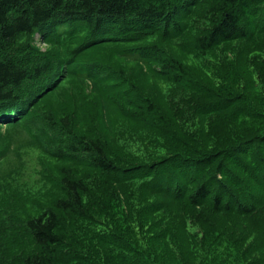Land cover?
Wrapping results in <instances>:
<instances>
[{"label": "trees", "instance_id": "1", "mask_svg": "<svg viewBox=\"0 0 264 264\" xmlns=\"http://www.w3.org/2000/svg\"><path fill=\"white\" fill-rule=\"evenodd\" d=\"M3 111L0 264H264V0H0Z\"/></svg>", "mask_w": 264, "mask_h": 264}, {"label": "rangeland", "instance_id": "2", "mask_svg": "<svg viewBox=\"0 0 264 264\" xmlns=\"http://www.w3.org/2000/svg\"><path fill=\"white\" fill-rule=\"evenodd\" d=\"M115 32H117V31H115ZM42 37L43 36H40V35H38L36 37V40L33 43V47H34V52L33 53L34 54H38L40 56H46L47 60H52V59H54L55 56H57V51H55L49 44L44 43V42H46L45 41L46 38L43 37L45 40H42ZM92 46H94V45H92ZM97 50L98 49L93 47V49L90 50L91 51L89 53V54H91L90 56H92L94 54H97V52H98ZM138 51L142 52V54H146L145 52H148L145 49H139ZM144 56L149 59L148 55H144ZM150 59H154V57H150ZM72 61H73V59H70V61H67V62H72ZM104 64H112V65H114L117 68V70H119V74H116V75H119L117 77L112 72L109 73L108 71H104V69L102 67L100 72L104 73V75L107 74L105 77L109 76L110 80L114 79L113 76L117 77L116 80H119L118 78H120V76H122V74H123L122 71L126 72V69L122 68V66L119 64V61L117 59H115L114 55L110 56V58H109L107 63H103V62L101 63L102 66H104ZM41 67H44V64ZM67 68H70V67L67 66ZM133 69H131L128 73L127 72L125 73L127 76H129L126 80H129L130 84H134L136 86L135 90H138V89L139 90H144L146 87H149L148 86V79L146 78V69L143 66H139V69H136L135 67H133ZM43 78L44 77H40L38 79V81L34 82V84L40 85V81ZM47 78H48V76L45 79H47ZM119 84H121V85H125L126 84L127 86H129V84H127L125 81H120ZM119 84H117V86L115 87L116 89L121 88ZM112 87H114V86H112ZM130 96L133 99L139 98L135 93H130ZM259 123H261V122L255 123V126H257ZM263 126H264V120L260 124V126L257 127V129L259 130V128H263ZM49 147H51V146H49ZM6 149H7V143L3 142L2 132L0 131V153H3ZM43 149L46 150V151H49V149L46 146L45 147H40L39 150L44 151ZM20 154H21V156L23 158V161H24L25 167H26L25 172L22 174L23 177H24V180H29L30 181V179H32L34 177H36V179H38L39 177L37 175L38 174L37 171L41 170L42 166L37 160V155L34 152H32L29 149H27V148L21 150ZM47 168L50 171V167H47ZM258 246H259V241L257 240L255 242V244L252 246L253 250L254 251H258L259 250ZM260 254H262V256L264 257V248L263 247L261 248V253ZM158 256H159V258H161V255H158ZM188 263L191 264V261H189ZM163 264H169V263H163ZM194 264H196V262H194Z\"/></svg>", "mask_w": 264, "mask_h": 264}]
</instances>
